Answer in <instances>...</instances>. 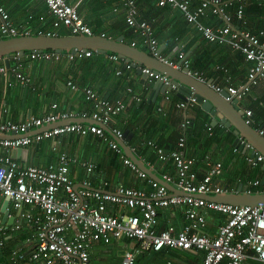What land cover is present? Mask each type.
I'll use <instances>...</instances> for the list:
<instances>
[{"label":"built area","instance_id":"2783aa9c","mask_svg":"<svg viewBox=\"0 0 264 264\" xmlns=\"http://www.w3.org/2000/svg\"><path fill=\"white\" fill-rule=\"evenodd\" d=\"M50 14L53 16L54 28L61 26L68 29L71 35H95V31L85 22L77 7L67 0H43ZM126 9V24L138 33L148 46L149 52L170 66L178 69H188V72L201 81L207 78L203 71L192 68L191 60L185 51L178 50L177 58L163 57L160 42L155 35L153 25L144 19H138V8L134 0H123ZM160 7L170 6L182 13L185 21L209 43L229 46L243 55L249 63L247 78L248 85L242 88L233 86L230 82L228 70L225 84H212L217 92L226 91L228 98L238 99L240 102L250 90V85L264 82V29L241 30L235 29L230 21L231 16L225 10L228 5H237L236 15L242 23H246L245 8L255 4L264 9V0H157ZM219 15L225 22L219 26L207 25L204 22L209 14ZM264 15V14H263ZM264 18V16H263ZM41 20L45 19L43 16ZM33 34L24 25H16L11 21L6 7L0 2V39ZM37 34L57 36L56 31L38 30ZM104 36V34H101ZM136 41L131 45L135 46ZM91 50L58 53L52 50L29 52L21 56L14 54L15 64L6 66L5 58L0 57V73L7 75L10 71L20 85L28 86L31 78L21 69L22 60L26 56L32 60H60L67 56L69 60L83 59L92 56ZM110 60L119 63L121 57L115 53L109 55ZM126 68H132L130 62L125 61ZM142 72L149 81L168 79L148 67ZM117 74H121L118 69ZM69 85L76 88L73 82ZM172 90L176 89L172 85ZM87 99L94 101L95 110L90 115L93 124L81 123L59 124L62 120L72 117L69 113H46L43 116H30L21 122L4 121L3 106H0V134L18 135L15 138H1L0 148L7 153L0 152V196L8 197L17 208L30 207L22 216L26 221L33 222L36 230V243L30 251L19 248L10 249L11 264H91V252L95 244H109L113 240H132L135 244L128 248L122 256V264H135L136 259L143 252H159L165 249H179L191 252H204V258L198 264H243L245 260L254 257L264 263V207L237 206L208 200L203 195H215L228 191L218 179L222 176L224 166L221 162L208 159L209 169L203 175L195 169L196 159L185 153L186 138L181 136L177 147L165 150L150 145L156 150L157 158L161 162H172L176 177L163 174L161 177L171 183L179 191L186 194L172 193L171 190L150 178L145 172L123 155L124 162L135 170L142 178H147L153 188L150 192L143 189L117 186L114 191H100L89 188L85 182L77 187L70 175L72 158L67 152L60 151L58 162L49 166L23 165L13 158L11 150L25 147L34 142H41L47 138L59 137L76 132L81 135L94 133L107 140L111 148L122 153L119 143L106 134L104 126H108L112 133L121 138L120 129L110 127L114 115H118L125 108L122 100H109L100 97L92 88L84 87ZM131 91V89H129ZM139 100L140 97L136 96ZM167 100L170 96L165 97ZM196 103L194 98L188 97L177 103L179 108H187ZM56 107V105H54ZM264 108V106H263ZM243 117L247 124L255 127V111L250 107L243 108ZM97 122V123H95ZM189 120L183 123V127ZM226 128V127H225ZM264 135L263 128H257ZM211 130V127H209ZM229 129L226 128V131ZM245 145V159L252 165L263 164L264 155L255 152L246 154L249 148ZM9 152V153H8ZM93 164L88 165L91 171ZM249 186L261 185L259 179L248 180ZM246 193H264L260 190L248 189ZM114 205L128 208L132 212L121 211L118 214L109 212V206ZM181 206L187 223L181 230L175 226L159 229V210ZM39 208L41 215H35L34 209ZM223 214L226 221L220 225L217 235L206 233V211ZM21 224H16L19 228ZM7 232L0 225V246L5 245Z\"/></svg>","mask_w":264,"mask_h":264},{"label":"crops","instance_id":"0c3cea01","mask_svg":"<svg viewBox=\"0 0 264 264\" xmlns=\"http://www.w3.org/2000/svg\"><path fill=\"white\" fill-rule=\"evenodd\" d=\"M67 1L78 8L85 22L96 34H104L113 39L124 36L126 42L129 36L130 44L136 41V47L149 51L142 37L126 26V9L123 0ZM134 1L138 8V19L147 20L153 25L163 57L176 59L178 50L183 49L191 63L194 56L204 58L201 71L204 72L207 81L211 80L217 85L225 84L226 74L222 69L226 68L233 86L242 88L249 84L247 78L249 63L245 61L242 54L229 46L207 42L193 26L185 21L181 12L170 6L160 7L157 0ZM0 2L6 7L14 24L24 25L33 34H37L38 30L42 29L54 30L57 35H71L63 26L54 28L53 16L43 0H0ZM225 10L230 14V23L235 29H255L254 31L264 29V24L262 28L256 25L257 20H264V15L246 19L244 24L236 15V4L226 6ZM41 16L45 19L41 20ZM204 22L211 26L225 23L219 15L211 13L204 18ZM123 29L126 33H123ZM110 54L112 53L93 52L92 56L77 60H69L67 56L60 60H32L25 56L21 69L31 78L30 85H20L11 71L7 75L0 73V106H3L4 121L21 122L30 116L69 113L72 117L60 121L59 124L81 123L85 126L93 124L90 115L96 109L95 103L87 99L83 91L84 87H89L102 98L123 101L125 108L118 115H114L110 127L120 129L123 135L126 134L125 142L134 154L160 177L166 173L176 177V171L172 162H161L157 158L156 150L150 142L164 148L175 143L179 137L185 136V153L196 159L195 169L200 175L205 174L209 169L207 162L210 159L212 162L223 164V174L218 182L224 187L227 186L228 192L236 193L239 188L246 192L248 180H260L261 185L255 188L249 186L250 189L255 190L254 192L264 187L263 164L252 166L245 159L244 150L234 145L237 139L234 128L226 131L224 124L213 123L214 117L203 110L201 104L197 102L187 108L177 107L178 99L183 100L179 97L178 90L163 91L160 88H154L156 81H149L134 67L126 68L124 65L126 59L121 58L123 60L119 63L113 62L109 58ZM14 64L15 59L12 54L8 67L12 68ZM118 69L121 74L116 73ZM230 71H234L235 75H231ZM69 81L73 82L76 88L69 85ZM263 92L264 87L261 83L257 87L251 86L240 102V107L242 111L245 107L254 109L255 128L264 129ZM167 95L170 96L169 100L165 98ZM136 96L140 97L139 100ZM187 120L189 124L183 127V123ZM128 136L129 139H127ZM0 137L15 138L18 135L0 134ZM110 137L114 138L111 134ZM121 150L122 153L114 150L107 140L97 134L81 135L72 132L47 138L39 143H31L20 147L18 151L11 150L10 154L23 165L49 166L56 164L60 151H64L73 159L70 175L77 187L83 186L86 182L89 188L100 191H114L117 186L123 185L150 192L153 188L148 184L147 179L140 177L124 162L123 155L127 156L122 148ZM0 152L7 153L2 148ZM245 153L251 155L252 150L248 148ZM89 164H93L91 171L88 170ZM171 192L176 193L172 190ZM28 208L30 209L27 206L17 208L11 200L0 196V225L7 232L5 245L0 246V264H11V248L30 251L35 245L37 240L35 225L22 216ZM121 211L132 212L128 208L109 206V212L112 214H118ZM160 211L159 229L175 226L177 230H181L187 223L181 206L162 208ZM34 214L42 213L39 208H35ZM206 220L204 231L215 236L220 225L226 221V217L219 212L208 210ZM16 224L21 225L16 228ZM134 244L128 239L113 240L109 244H95L91 252V264H122L124 252ZM203 258V251L165 249L159 252H143L137 257L135 264L154 262L198 264ZM243 264L264 263L250 257Z\"/></svg>","mask_w":264,"mask_h":264},{"label":"water","instance_id":"95a60500","mask_svg":"<svg viewBox=\"0 0 264 264\" xmlns=\"http://www.w3.org/2000/svg\"><path fill=\"white\" fill-rule=\"evenodd\" d=\"M46 50H52L58 53L75 52L76 50H92L96 53H115L121 58L126 59L127 62H130L139 74L147 78L148 76L142 72V68H151L165 76L169 81L168 83L162 80H156L154 88L170 91L172 90V85H175L179 97L184 101L188 97L194 98L197 103L201 104L203 110L209 112L214 117L213 123L224 124L229 130L230 128H234L237 132L235 146L241 150H245V145L243 146L241 142L244 140L245 143L250 144L254 148L252 153L257 151L264 155V135H261L257 128L246 123L238 99L228 98L229 94L226 91L217 92L213 88V82L211 80L206 82L201 81L190 74L188 69L174 68L149 51L141 50L131 45L125 41L124 36L113 39L105 35L102 36L101 34H95L93 36L85 34L57 36L30 34L0 39V57L5 58L7 66L10 65V56L12 54L23 56L27 52H41ZM104 127L118 141L126 156L150 178L167 186L173 192L186 194L182 190L178 191L174 185L166 182L151 168L147 167L125 142L126 134L118 138L108 126ZM127 139H129V136ZM15 150H20V147ZM262 184H264V176ZM203 197L208 200L237 206L264 207V193H246L242 188H239L236 193L226 191L215 195L205 194ZM6 198L10 200L8 197Z\"/></svg>","mask_w":264,"mask_h":264},{"label":"trees","instance_id":"16d2710c","mask_svg":"<svg viewBox=\"0 0 264 264\" xmlns=\"http://www.w3.org/2000/svg\"><path fill=\"white\" fill-rule=\"evenodd\" d=\"M263 14H264V9L263 8H261V7H259V6H257V5H255V4H249L246 8H245V17H246V19H249V18H251V17H257V18H259V17H262L263 16ZM126 24V23H125ZM263 24H264V20H257V23H256V25L258 26V25H260L261 26V28L263 27ZM126 26L127 27H129L127 24H126ZM130 28V27H129ZM131 29V28H130ZM253 31L255 30V29H252ZM123 31V33H126L125 32V30L123 29L122 30ZM127 37V36H126ZM126 40L130 43L131 42V38H129V36L126 38ZM193 62H192V66L195 68V69H197V70H200L201 71V68H202V66H201V64H203L204 63V58H199L198 56H194L193 58ZM199 61H200V64H199ZM224 66V65H223ZM227 67V66H226ZM229 73H231V75H235V72L234 71H230ZM242 74H240V76H241ZM235 77V76H234ZM241 77H243V75L241 76ZM241 77H239V78H241ZM232 83V82H231ZM260 84V83H259ZM259 84H257V85H259ZM257 85H250V88H251V86H254V87H257ZM261 85H262V87H264V82H261ZM263 94H264V92H263ZM178 99V98H177ZM178 101H180L179 99H178ZM263 113H264V110H263ZM106 134L110 137V134L106 131ZM178 138V137H177ZM179 139H180V137L177 139V141L175 142V143H172L171 145H168V146H164V148L165 149H175V147H177V144H178V141H179ZM162 146H163V144H162ZM145 179H147V178H145ZM147 181V180H146ZM148 182V181H147ZM149 184V183H148ZM150 185V184H149ZM151 186V185H150ZM161 211L159 210V216L161 215V213H160Z\"/></svg>","mask_w":264,"mask_h":264},{"label":"rangeland","instance_id":"374dc122","mask_svg":"<svg viewBox=\"0 0 264 264\" xmlns=\"http://www.w3.org/2000/svg\"><path fill=\"white\" fill-rule=\"evenodd\" d=\"M151 264H157V263L154 262V263H151Z\"/></svg>","mask_w":264,"mask_h":264},{"label":"clouds","instance_id":"9594fccd","mask_svg":"<svg viewBox=\"0 0 264 264\" xmlns=\"http://www.w3.org/2000/svg\"><path fill=\"white\" fill-rule=\"evenodd\" d=\"M176 90V89H175Z\"/></svg>","mask_w":264,"mask_h":264}]
</instances>
